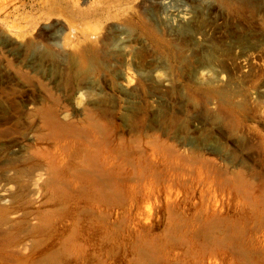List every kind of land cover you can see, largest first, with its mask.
Masks as SVG:
<instances>
[{"label": "rangeland", "instance_id": "obj_1", "mask_svg": "<svg viewBox=\"0 0 264 264\" xmlns=\"http://www.w3.org/2000/svg\"><path fill=\"white\" fill-rule=\"evenodd\" d=\"M9 1L0 264H264V0H134L90 27L61 3ZM50 34L55 60L29 68L17 47ZM82 47L113 61L78 77ZM48 110L71 130L63 168L42 160ZM33 157L36 184L22 171ZM102 158L121 169L89 181Z\"/></svg>", "mask_w": 264, "mask_h": 264}, {"label": "bare ground", "instance_id": "obj_2", "mask_svg": "<svg viewBox=\"0 0 264 264\" xmlns=\"http://www.w3.org/2000/svg\"><path fill=\"white\" fill-rule=\"evenodd\" d=\"M4 2L8 3L9 0H3ZM15 0H10L9 2H14ZM53 4H57V3H61L62 6H66V8L70 11H68L67 15H65V13H61L62 16H68L70 17L69 20H80V21H83L85 26L86 27H90L89 24H92L93 22H96V21H100L102 19H106V20H110L111 18H113L109 11L112 10V9H115V10H118L124 6H127L129 5L130 3H132L134 0H81V2H85L86 1L89 3V6L85 9H80L79 8V4H78V0H51ZM51 3V4H52ZM15 3H13L12 5H14ZM8 4H6V6L3 5V3L1 2L0 0V11H2V9H5V8H10V6H7ZM11 5V6H12ZM41 16V15H40ZM51 16V14H46V17L49 18ZM37 16L36 15H32L31 18L34 19L36 18ZM0 18H1V14H0ZM71 25V24H70ZM92 29V27L90 28ZM184 30H187L186 28H184ZM72 31L71 29H69V34H66L64 35V44L65 45H69V43H72L70 42V40L72 39ZM50 37V40H48L47 42V45L46 47H42V46H37V45H33L31 43H24V45L22 46H18L17 47V50L16 51V54H21L22 51L23 53H26L27 55H29V57L31 58V63L32 65L29 66V68H34V67H39V65H42L44 61L46 60H51V61H54L55 58H56V53L54 52L55 50V46L54 44L56 43L53 38V36L50 34L49 35ZM25 41V40H24ZM53 41L55 43H53ZM31 42V41H30ZM72 45V44H71ZM117 46V45H116ZM74 46H72L73 48ZM76 47H74L75 49ZM80 48V47H78ZM77 48V49H78ZM84 47H82V49L80 51H78V53H76L74 56H76V60L77 62L73 63V61H76L74 60V56L72 57L73 59H71V65L73 67V69H75L76 71V76H83V75H87L89 73V71L91 70V68L94 70L95 69H99V68H102L105 64H109L110 62H112V55H110L108 52H104V50L101 51L102 54H99L98 51H97V54H95L96 50L93 49L90 50V49H83ZM87 48V46H86ZM118 48V47H117ZM120 48V47H119ZM96 49V48H95ZM122 49V48H121ZM22 50V51H21ZM59 50V49H58ZM57 50V51H58ZM75 50V51H76ZM95 51V52H94ZM123 51V49H122ZM121 52V50H120ZM125 52V51H124ZM73 53V52H72ZM25 54V55H26ZM71 55V54H70ZM117 55V54H116ZM70 57V58H71ZM119 58H122L123 59V63L125 62V64H127L128 62L126 61L127 59L125 58V55H123V53H119ZM118 62V61H117ZM68 63V61H67ZM66 63V65H67ZM119 63V62H118ZM70 63H68L69 65ZM130 65V64H129ZM69 67V66H68ZM105 67V66H104ZM70 69V67H69ZM25 77V76H24ZM86 77V76H84ZM51 95V94H50ZM51 99V97L49 98ZM54 102V101H53ZM57 103V102H56ZM54 106V105H53ZM54 113H50L49 110L47 112V114H42L41 115V120H40V123L43 125V127L45 128H49V132H52L50 135H52L51 139L55 142L54 143V148L55 149L54 151L55 152H51V151H48V149H42L43 151V154H42V160L46 161L48 163V167H50L49 165H51L54 161L57 163V167L59 166H64V157L62 156V152L64 151V145L66 143V139H68L71 134L69 135L68 133H71L70 131H67L69 130V128H67L66 126H64L63 123H61L56 117L55 115H53ZM69 127V126H68ZM52 130V131H51ZM68 136V137H67ZM84 136V135H83ZM82 136V139L83 141L84 140H87L88 139V136H85L83 137ZM74 136H72L73 138ZM81 137V136H80ZM77 136V138H80ZM96 137V136H95ZM94 137V139H95ZM76 137H74L75 139ZM98 138V137H97ZM82 139H80L79 141H81V143L83 144L82 142ZM90 139V138H89ZM93 139V140H94ZM69 140V139H68ZM77 140V139H76ZM75 140V141H76ZM92 140V139H91ZM92 140V141H93ZM71 141V140H70ZM88 141V140H87ZM78 142V141H77ZM89 142V141H88ZM95 142H97V139L95 140ZM94 142V143H95ZM91 142H89L90 144ZM94 145V144H93ZM92 145V146H93ZM96 147V146H95ZM34 151V150H33ZM39 151V150H38ZM41 151V150H40ZM31 152V151H29ZM40 153H38V155H40ZM30 155V154H29ZM33 155V154H32ZM31 155V156H32ZM35 155V154H34ZM36 155H37V151H36ZM65 156V155H64ZM28 158V157H27ZM37 157H33V158H30L32 159V161H30V165L27 166V167H24L22 169V171H24V174L25 176H27V180L29 179L30 181H33L35 184L38 183L39 181L42 180V177H36L34 176L33 174L36 172V167L39 168V164H37V160H36ZM41 159V158H40ZM42 162V161H41ZM98 162V161H97ZM90 163L88 165V168H89V171H90V174L92 175V178H87L89 181L91 182H94V183H102L104 180H105V175L106 174V170L105 171H102V167H106L108 168L109 170H113V169H118L120 170L121 168L116 165L115 163H113V159H109V158H102L99 160V162L97 163ZM29 163V162H28ZM54 164V163H53ZM52 164V165H53ZM36 166V167H35ZM44 167V166H43ZM47 167V169H48ZM55 167V165H54ZM26 168V171L24 170ZM53 168V167H52ZM56 168V167H55ZM63 168V167H62ZM42 169V168H41ZM51 169V168H50ZM59 169V168H58ZM20 170V169H19ZM44 170V169H43ZM54 170V169H51V171ZM47 171V170H46ZM50 171V172H51ZM56 171V170H54ZM21 172V171H20ZM61 172V171H60ZM108 172V171H107ZM22 173V172H21ZM48 173V172H47ZM110 173V172H109ZM45 174V173H44ZM23 174H21L22 176ZM31 175V176H30ZM33 175V176H32ZM19 176V175H18ZM20 176V178H21ZM24 176V175H23ZM23 176H22V179H23ZM38 176V175H37ZM44 176V175H43ZM62 176V175H61ZM59 176V175H56L53 177V183L57 184V182L59 183H63V182H67L68 180L66 179V177L64 176ZM36 177V178H35ZM135 177V176H134ZM25 178V177H24ZM49 178V177H48ZM46 179V178H45ZM51 178H49L50 180ZM134 179V178H133ZM137 179V178H136ZM134 179V180H136ZM143 179V178H141ZM140 178L137 179L138 180H141ZM20 180V179H19ZM18 180V181H19ZM47 180V179H46ZM45 180V182H46ZM47 180V181H49ZM23 182V181H21ZM25 183V182H24ZM6 241V240H5ZM10 242V241H9ZM10 245V243H9ZM2 246H5V245H2ZM17 246V245H16ZM4 250V249H3ZM5 252V251H3ZM2 252V253H3ZM6 257V256H5ZM4 258V257H3Z\"/></svg>", "mask_w": 264, "mask_h": 264}]
</instances>
